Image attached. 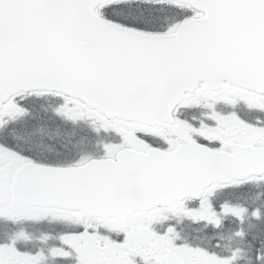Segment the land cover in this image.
<instances>
[{"label": "snow or ice", "instance_id": "snow-or-ice-1", "mask_svg": "<svg viewBox=\"0 0 264 264\" xmlns=\"http://www.w3.org/2000/svg\"><path fill=\"white\" fill-rule=\"evenodd\" d=\"M0 264H264V0H0Z\"/></svg>", "mask_w": 264, "mask_h": 264}]
</instances>
